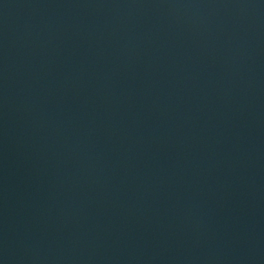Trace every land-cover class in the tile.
<instances>
[{
  "label": "water",
  "instance_id": "1",
  "mask_svg": "<svg viewBox=\"0 0 264 264\" xmlns=\"http://www.w3.org/2000/svg\"><path fill=\"white\" fill-rule=\"evenodd\" d=\"M0 264H264V0H0Z\"/></svg>",
  "mask_w": 264,
  "mask_h": 264
}]
</instances>
